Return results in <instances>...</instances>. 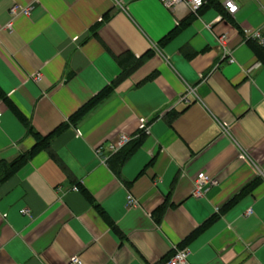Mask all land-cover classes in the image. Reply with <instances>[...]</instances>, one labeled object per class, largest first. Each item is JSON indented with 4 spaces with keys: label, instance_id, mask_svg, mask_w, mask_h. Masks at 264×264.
<instances>
[{
    "label": "crops",
    "instance_id": "1",
    "mask_svg": "<svg viewBox=\"0 0 264 264\" xmlns=\"http://www.w3.org/2000/svg\"><path fill=\"white\" fill-rule=\"evenodd\" d=\"M237 5L0 0V161L69 123L0 185V264H264V49L242 33L264 37V0ZM199 172L216 183L195 197Z\"/></svg>",
    "mask_w": 264,
    "mask_h": 264
},
{
    "label": "built area",
    "instance_id": "2",
    "mask_svg": "<svg viewBox=\"0 0 264 264\" xmlns=\"http://www.w3.org/2000/svg\"><path fill=\"white\" fill-rule=\"evenodd\" d=\"M164 7L166 8H173L178 5H184L188 9H190L192 12H196L199 8L202 6L208 5L211 3L212 0H158ZM222 6L224 10L229 14L233 15L238 10L237 0H222ZM31 7H20L18 5L12 6L10 8V15L11 19L9 22L4 26L6 28L11 27L12 20L20 13L27 14L30 11ZM243 36L245 38H249L252 40L257 41L258 44L264 46V37L261 33V30L259 28H252V27H244L242 30ZM220 46H221V55L222 58L227 60L228 62H234L235 58L231 54L230 50L226 46V41L224 36H221L219 38ZM253 66H259L258 63L254 64ZM253 66L248 68L246 71L249 72ZM40 74L37 73L33 77L35 80L40 79ZM1 115V112H0ZM143 121V120H142ZM131 140L130 136H127L125 134L120 135V137L117 139V141L109 146V153L107 154H114L118 152L123 146H125L129 141ZM95 153L98 156H101L102 158H105L103 156L104 151L102 149V146H99L95 149ZM216 183V180L210 178L207 174L204 172H199L194 179V191L193 194L195 197H199L202 195V185L205 183ZM74 189H77L74 187ZM136 203V200L131 196H127V204L128 205H134ZM249 213V212H248ZM187 250H176L172 256L170 257L167 264H182L186 261L187 257ZM72 264H81V260L78 258L72 259Z\"/></svg>",
    "mask_w": 264,
    "mask_h": 264
},
{
    "label": "trees",
    "instance_id": "3",
    "mask_svg": "<svg viewBox=\"0 0 264 264\" xmlns=\"http://www.w3.org/2000/svg\"><path fill=\"white\" fill-rule=\"evenodd\" d=\"M214 1V0H212ZM211 1V2H212ZM262 49H264V46H261ZM139 64L137 61L132 66L124 69L118 77L112 82L111 86H107L106 88L102 89L100 92H98L96 95H94L92 98H90L85 104H83L70 118L69 121L72 124H75L78 122L80 117L87 113L89 110L94 108L100 101H102L104 98H106L109 93L111 92L112 88L117 85L120 81H122L129 73L136 68V66ZM9 106L16 112L17 116L21 119H23L22 115L11 105ZM69 127V123L65 122L57 126L51 133L48 135H41L32 129L29 130L30 134L34 138L33 145L25 152L20 153L17 157H15L11 161H0V185L4 183L7 179L12 177L25 163H27L36 153H38L40 150L48 149L51 139L59 134H61L66 128ZM133 142V141H132ZM131 142V144H132ZM137 144V141H135L134 146ZM133 146V145H132ZM131 146V147H132ZM133 146V147H134ZM123 150L119 152L118 155H116V158L122 163L127 156L129 155V149ZM85 193V191L83 190ZM85 196L87 200L90 202H93L90 195L85 193Z\"/></svg>",
    "mask_w": 264,
    "mask_h": 264
}]
</instances>
